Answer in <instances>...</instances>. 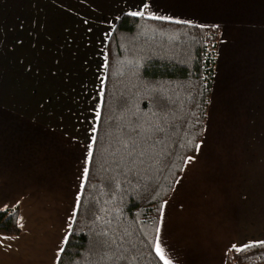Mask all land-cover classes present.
<instances>
[{
	"label": "crops",
	"instance_id": "obj_1",
	"mask_svg": "<svg viewBox=\"0 0 264 264\" xmlns=\"http://www.w3.org/2000/svg\"><path fill=\"white\" fill-rule=\"evenodd\" d=\"M44 1L0 0V210L18 206L20 228L0 235V264H56L85 177L107 38L137 8L220 29L202 139L161 206L154 249L159 236L170 264H224L234 244L264 242V0H60L69 10L55 3L42 15Z\"/></svg>",
	"mask_w": 264,
	"mask_h": 264
},
{
	"label": "trees",
	"instance_id": "obj_2",
	"mask_svg": "<svg viewBox=\"0 0 264 264\" xmlns=\"http://www.w3.org/2000/svg\"><path fill=\"white\" fill-rule=\"evenodd\" d=\"M219 33L129 13L115 21L92 156L56 264H163L160 210L202 139ZM133 143L135 160L125 148ZM18 212L0 210L1 236L20 233ZM242 249L224 264H264V243Z\"/></svg>",
	"mask_w": 264,
	"mask_h": 264
},
{
	"label": "snow or ice",
	"instance_id": "obj_3",
	"mask_svg": "<svg viewBox=\"0 0 264 264\" xmlns=\"http://www.w3.org/2000/svg\"><path fill=\"white\" fill-rule=\"evenodd\" d=\"M140 7H142L143 9H149L150 8V4L147 3L146 0H141ZM131 15H133V16H143L144 12L139 10V8H137V10L133 11L131 13ZM144 135L146 137L148 136L147 130H145ZM125 148H126V151L129 154L130 159L131 160H135L136 156L134 155V150L136 148V144L133 143L131 148H128L127 145H125ZM197 148H199V145H197ZM88 155L91 157L92 153L89 152ZM142 155H144V154H142ZM189 159H191V158H189ZM140 162L143 163L144 161L141 160ZM84 171H85V174H87L88 169L85 168ZM157 232L159 233V229H157ZM262 243H264V242H262ZM248 246L249 245H244V247H248ZM232 248L234 250H236V251H242L243 250L241 246L235 245V244L232 246ZM155 251H156L157 255L159 256L160 260H162L164 262V264H170V258L169 259L165 258L166 249L164 248L163 242L160 240L159 236H157V243H156Z\"/></svg>",
	"mask_w": 264,
	"mask_h": 264
},
{
	"label": "rangeland",
	"instance_id": "obj_4",
	"mask_svg": "<svg viewBox=\"0 0 264 264\" xmlns=\"http://www.w3.org/2000/svg\"><path fill=\"white\" fill-rule=\"evenodd\" d=\"M55 3H58L60 6L59 7H57V9L58 10H61V11H64V10H66L67 11V9L69 10V4H67L65 1H60V0H47V1H44V10H43V14L42 15H47V14H49L50 12H47V10H50V11H53L54 10V13L56 12V4ZM75 8V7H74ZM74 8H72V9H70V10H72V12H73V10H74ZM79 9H80V7L79 8H75V12L76 13H74L75 15L77 14V11H79ZM82 10H80V12H81ZM71 12V11H70ZM62 13V12H61ZM59 14H60V12H59ZM63 14V13H62ZM72 14V13H71ZM64 16V15H63ZM42 22H45L46 21V18H44V17H42L41 16V19H40ZM54 23H52L51 22V25H53ZM84 24L83 23H76V28H77V26H79V27H81V26H83Z\"/></svg>",
	"mask_w": 264,
	"mask_h": 264
}]
</instances>
